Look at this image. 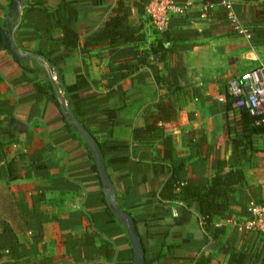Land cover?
Here are the masks:
<instances>
[{"label": "crops", "instance_id": "1", "mask_svg": "<svg viewBox=\"0 0 264 264\" xmlns=\"http://www.w3.org/2000/svg\"><path fill=\"white\" fill-rule=\"evenodd\" d=\"M13 1L0 0V209L6 214L1 228L7 223L15 232L21 259L134 261L93 156L61 112L59 94L95 138L116 204L131 215L142 241L145 264H194L201 255L211 257L209 264H227L220 247L225 241L261 247L264 236L238 223L249 216L246 197L264 201V133L234 148L233 138L247 137L233 110L238 105L228 101L230 82L264 67V0H230L234 22L220 4L204 11L201 0H186L183 12L170 16L169 34L155 27L145 8L139 12L126 0V22L139 26L141 39L112 44L102 37L86 46L103 31L117 0H27L20 18L8 16ZM17 22V47L35 58L17 59L7 49L3 33ZM63 25L77 32L75 45L62 39ZM152 47L158 52L140 64L135 53ZM147 114L155 118L150 131L143 129ZM173 166L184 183L204 188L217 173H243L226 199L228 211L214 218L224 227L220 238L204 229L194 203L161 199ZM0 259L21 261L3 251Z\"/></svg>", "mask_w": 264, "mask_h": 264}, {"label": "trees", "instance_id": "2", "mask_svg": "<svg viewBox=\"0 0 264 264\" xmlns=\"http://www.w3.org/2000/svg\"><path fill=\"white\" fill-rule=\"evenodd\" d=\"M150 0H133L134 4L137 6L139 12H142L146 4ZM186 0H174L176 4L184 5ZM222 0H201L203 4H220ZM126 0H117L115 6L113 7V15L106 21L103 31L99 34H96L92 39L86 41L84 46L94 43L97 40H100L102 37L109 38L110 43L116 44L118 42H127V41H137L141 39L138 30L139 26H129L126 22L127 20V7ZM226 16L227 12L225 10ZM63 36L62 39L69 43L75 45L78 41V34L75 30L71 29L68 26L63 25ZM163 33H168L167 29L160 30ZM158 50L155 47H152L149 51L144 50L135 53V58L140 64L148 62L150 56H155ZM154 58V57H153ZM139 64L131 65V71L137 70ZM153 72L156 75L158 71L154 65H151ZM1 78V77H0ZM60 87H62L61 80L57 76ZM50 86V85H49ZM51 87V86H50ZM231 100L228 101V104L231 105L232 102H236V97L233 94H230ZM234 113L238 114L241 118L243 124L244 137H247V140L242 139L241 136H237L239 139L233 138V147L241 145V147H247L251 145V134L262 132L264 133V125L257 124L256 120L261 117V115H254L250 113L249 109L243 105H238L237 108L233 109ZM148 124L143 128L145 131H150L152 126H154L155 118L147 114ZM158 118V117H157ZM163 118V117H162ZM170 118L169 116L165 119ZM140 129L135 128L134 133L138 135ZM1 134V131H0ZM1 136V135H0ZM2 140L0 138V160L2 159ZM180 167L173 166L171 174L166 179L165 183L160 189V197L163 200H180L185 204L194 203L197 207V210L201 213L203 218V227L214 239L220 238L224 232V227L214 225V218L217 216H222L228 211L226 207L227 197L233 193L234 185L237 182L244 181V175L240 171L239 173L234 171L226 172L225 175L217 173L212 178V183L210 187L204 188L202 184H192L182 181V176L180 175ZM248 199L250 201H258V199ZM243 200L241 203L242 212H245V205L248 203ZM21 244L13 231V229L7 224L3 223L0 231V251L7 252L13 259L20 258V264H43L42 262L29 261L26 259H21L24 255L23 252H20ZM220 247L224 250L225 253H228L227 264H264V241L261 247L250 249L247 246L236 247L229 240L220 244ZM209 255L199 256L194 264H209L210 263ZM13 264H16L15 262Z\"/></svg>", "mask_w": 264, "mask_h": 264}, {"label": "built area", "instance_id": "3", "mask_svg": "<svg viewBox=\"0 0 264 264\" xmlns=\"http://www.w3.org/2000/svg\"><path fill=\"white\" fill-rule=\"evenodd\" d=\"M213 5L203 4L202 9L207 11ZM220 5L226 9L228 19L234 22L236 18L232 2L222 0ZM184 9L185 5L176 4L174 0H150L145 7L151 22L160 30L167 26L172 14L182 13ZM235 29L250 37L246 29L239 26H235ZM230 92L236 97V105H243L250 113L261 115L256 123L264 125V67L243 72L236 80L230 82ZM246 210L249 216L238 223L240 228L247 232L257 231L264 236V201H250Z\"/></svg>", "mask_w": 264, "mask_h": 264}, {"label": "water", "instance_id": "4", "mask_svg": "<svg viewBox=\"0 0 264 264\" xmlns=\"http://www.w3.org/2000/svg\"><path fill=\"white\" fill-rule=\"evenodd\" d=\"M27 0H14L9 9L8 16L12 13L16 15L18 18L21 16V11L25 7V3ZM19 22L16 23L11 29H9L8 33H3V40L7 49L13 55V57L19 59L20 56L25 57L29 56L31 58H35L32 52H21V49L17 47V43L14 38V32L17 29ZM48 70V69H47ZM54 85V84H53ZM57 90L56 86L54 85ZM60 100V109L63 113L66 121L73 126L75 131L82 137L85 141L89 151L93 156L94 163L96 165V169L98 175L100 177V181L103 185V188L108 192L107 204L110 212L120 221L121 225L125 229L131 243V247L133 249L134 261L133 264H145V256L142 241L137 233L135 224L131 215L123 210L116 204V192L115 187L112 184L110 178L107 175L105 165L101 158V154L99 149L97 148V143L93 135L90 131L85 127V125L75 116L72 109L67 106L66 100L63 95H58Z\"/></svg>", "mask_w": 264, "mask_h": 264}, {"label": "rangeland", "instance_id": "5", "mask_svg": "<svg viewBox=\"0 0 264 264\" xmlns=\"http://www.w3.org/2000/svg\"><path fill=\"white\" fill-rule=\"evenodd\" d=\"M2 217H6V214L4 213V211H2L1 212V209H0V228H1V219H2ZM11 220H12V226L15 228V229H18L17 228V225H18V222L16 221V219L15 218H11ZM19 232V231H18ZM0 264H1V259H0Z\"/></svg>", "mask_w": 264, "mask_h": 264}]
</instances>
